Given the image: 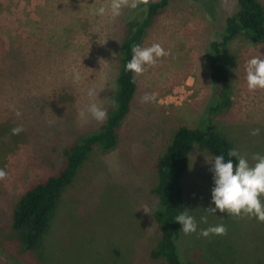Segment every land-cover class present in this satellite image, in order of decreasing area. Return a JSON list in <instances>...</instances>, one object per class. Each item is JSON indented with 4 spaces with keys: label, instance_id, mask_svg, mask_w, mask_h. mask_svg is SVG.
<instances>
[{
    "label": "rangeland",
    "instance_id": "1",
    "mask_svg": "<svg viewBox=\"0 0 264 264\" xmlns=\"http://www.w3.org/2000/svg\"><path fill=\"white\" fill-rule=\"evenodd\" d=\"M257 1L264 9V0ZM109 3L0 0V169L7 173L0 180V264H166L152 256L159 237L152 188L156 163L175 131L200 127L209 115L215 131L250 165L253 154L264 155V90L250 91L245 71L250 58H264V41L245 34L229 41L220 57L229 103L221 108L207 56L236 0H168L138 44L158 43L168 55L145 65L142 75L134 73L136 91L116 127L115 145L91 148L58 193L41 241L27 247L24 230L13 226L20 198L58 171L74 141L98 130L102 122L87 106L96 103L106 113L112 106L125 20L143 3L116 17L98 15ZM145 93L155 99L142 103ZM18 125L23 131L13 135ZM253 129L260 134L251 135ZM213 158L197 144L189 149L183 212L197 229L185 234L180 228V257L195 264H264V222L207 209L214 207ZM217 225L226 227L225 235H200Z\"/></svg>",
    "mask_w": 264,
    "mask_h": 264
},
{
    "label": "trees",
    "instance_id": "2",
    "mask_svg": "<svg viewBox=\"0 0 264 264\" xmlns=\"http://www.w3.org/2000/svg\"><path fill=\"white\" fill-rule=\"evenodd\" d=\"M167 3L168 0L148 1L147 4H141L138 14L135 9L127 15L120 43L112 106L107 110L106 119L96 132L79 137L68 147L67 157L54 175L34 183L20 198L13 212V226L24 230L22 239L27 247H35L41 241L49 226L50 214L58 193L71 181L91 148L97 145L106 150L115 145L116 127L128 112L136 91L134 72L126 71V64L133 55L132 47L139 44L145 30ZM236 3V11L225 18L220 39L210 42L211 51L207 56L215 98L221 108L229 103L228 71L220 61L229 41L238 34L264 41L262 5L257 0H236ZM204 119L205 122L200 127H179L156 163V182L152 191L158 199V205L152 215L159 227V237L152 256L162 258L166 264H195L180 257L177 239L181 224L175 221V217L183 212L181 178L187 168L190 147L197 144L214 156L223 155L225 162L232 159L234 164L238 163L237 157L228 156L229 151L235 149L232 142L215 131L211 116L207 115Z\"/></svg>",
    "mask_w": 264,
    "mask_h": 264
},
{
    "label": "clouds",
    "instance_id": "3",
    "mask_svg": "<svg viewBox=\"0 0 264 264\" xmlns=\"http://www.w3.org/2000/svg\"><path fill=\"white\" fill-rule=\"evenodd\" d=\"M139 3L147 4L148 0H110L107 6H101L97 10L98 15L104 16L110 14L112 17L119 16L122 8L129 7L135 9ZM132 57L126 64V71L134 72L137 76L145 72V65L155 66L157 60L168 55V52L158 43H153L147 47L134 45L132 47ZM247 88L250 91L256 89L264 90V58L254 56L250 58L245 66ZM79 79V74L76 76ZM89 96L97 93L95 90H89ZM153 95L145 93L141 97L142 103L153 101ZM87 112L98 122L106 119V111L92 103L87 106ZM81 118H85V111L79 113ZM13 135H18L23 131L21 126L12 130ZM260 129H253L251 135H259ZM229 157H237L238 163H233L232 159L225 162L223 155H215L212 161L210 171L213 173L214 187L211 189V201L214 207L207 209L216 213H227L234 216L247 215L264 222V155L253 154L252 159L256 161L250 165L248 160L240 156L232 149L228 153ZM7 173L0 169V180L5 179ZM146 211V210H145ZM147 212V211H146ZM175 221L181 224V231L185 234L195 232L197 225L195 219L185 212H181L175 217ZM203 223H207V217H201ZM227 229L224 225L209 226L201 230L200 235L208 237L210 234L225 235Z\"/></svg>",
    "mask_w": 264,
    "mask_h": 264
}]
</instances>
